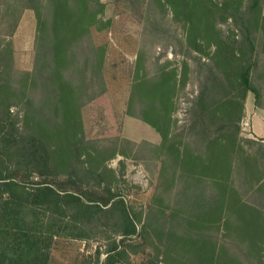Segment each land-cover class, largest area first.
<instances>
[{
	"label": "trees",
	"instance_id": "1",
	"mask_svg": "<svg viewBox=\"0 0 264 264\" xmlns=\"http://www.w3.org/2000/svg\"><path fill=\"white\" fill-rule=\"evenodd\" d=\"M72 1L73 6L70 0H26L36 16L32 85L41 88L42 96L27 106L24 124L9 110L11 95L0 94V264H50L55 240H88L97 232L116 236L106 237V256L99 262L97 255V264H133L130 255L139 247L134 239L154 235L165 263L245 264L213 237L215 229L224 238L235 232L256 264H264V213L247 204L230 182L232 155L239 151L251 186L264 188V140L252 141L258 148L248 154L238 139L247 93L254 94L256 108H264L252 81L260 64L254 34L264 26L263 0H164L191 49L211 62L203 64L206 75L190 123L206 151L183 152L170 139L175 70L133 83V95L144 102L140 119L162 137L160 148L184 179L169 215L159 222L164 211L156 195L139 230L134 210L110 186L101 185L97 169L83 167L81 86L63 72L72 62V42L90 22L89 0ZM216 16L220 23L231 21L225 35L216 28ZM200 182L213 190L207 197Z\"/></svg>",
	"mask_w": 264,
	"mask_h": 264
},
{
	"label": "rangeland",
	"instance_id": "2",
	"mask_svg": "<svg viewBox=\"0 0 264 264\" xmlns=\"http://www.w3.org/2000/svg\"><path fill=\"white\" fill-rule=\"evenodd\" d=\"M70 3L74 5L72 0ZM88 5L90 22L86 32L72 42V62L63 72L72 84L81 86L79 139L85 153L81 159L83 167L99 171L101 185L110 186L134 210L139 230L156 195L160 197L158 206L164 211L159 222L163 215H169L180 198L184 179L180 178V167L173 165L160 148L162 137L140 119L144 102L133 95V83L151 80L161 71L175 70L176 88L168 108L169 136L183 152L203 155L205 141L196 136L190 123L192 105L206 75L203 64L211 62L191 49L181 22L174 19L164 0H89ZM3 11L0 85L6 82L8 87H0V94L6 90L11 95L6 100L9 110L24 124L27 106L30 102L36 105L42 96L41 88L33 87L31 78L36 58V16L26 0H1L0 14ZM261 15L264 16V0ZM217 16L216 28L225 35L231 21L220 23ZM258 29L254 36L260 64L252 81L264 107V26L259 25ZM207 52L211 53L209 49ZM254 108L255 96L248 92L238 131V139L248 154H255L258 148L252 141L261 140L250 136L248 113ZM242 161L239 151L234 152L230 182L247 204L264 213V188L260 191L251 186ZM198 188L204 189L206 197L213 191L207 182H200ZM222 232L210 231L231 255L245 264L257 263L235 232L225 238ZM108 235L116 237L111 232H97L88 240L58 238L50 251V264H97V255L102 262ZM134 240L139 247L137 254L130 255L133 264H169L163 262L162 247L155 235Z\"/></svg>",
	"mask_w": 264,
	"mask_h": 264
},
{
	"label": "crops",
	"instance_id": "3",
	"mask_svg": "<svg viewBox=\"0 0 264 264\" xmlns=\"http://www.w3.org/2000/svg\"><path fill=\"white\" fill-rule=\"evenodd\" d=\"M252 108V107H251ZM250 136L264 140V108H254L249 113Z\"/></svg>",
	"mask_w": 264,
	"mask_h": 264
}]
</instances>
